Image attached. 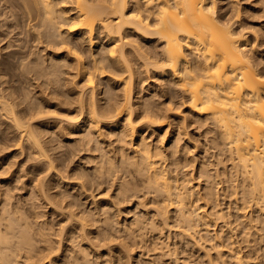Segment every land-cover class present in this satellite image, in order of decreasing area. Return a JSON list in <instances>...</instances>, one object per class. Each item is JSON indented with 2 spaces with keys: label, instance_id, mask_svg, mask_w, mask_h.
<instances>
[{
  "label": "bare ground",
  "instance_id": "6f19581e",
  "mask_svg": "<svg viewBox=\"0 0 264 264\" xmlns=\"http://www.w3.org/2000/svg\"><path fill=\"white\" fill-rule=\"evenodd\" d=\"M239 1L222 13L217 0H0V17L11 18L14 30L32 24L33 42L51 52L42 61L41 54L17 59L18 76L34 80L42 96L26 88L20 95L1 79L7 122L0 149L26 142L36 164L46 160L51 170L58 159L49 153L52 135L71 137L68 144L85 152L88 165L72 171L77 192H51L60 178L53 185L40 166L30 171V193L49 206V217L0 191V264H18V257L31 264H133L136 251L152 252L151 264H172L177 246L168 232L162 236L168 226L197 253L196 264H264V0L243 8ZM84 45L96 49L86 54ZM154 76L169 78L161 80L164 92L175 87L187 113L176 118V104L144 97L143 83ZM54 107L59 118L46 116ZM185 123L209 125L214 160L190 154ZM101 186L112 190L110 198L95 199ZM89 196L91 206H84ZM131 201L134 215L122 223L120 205Z\"/></svg>",
  "mask_w": 264,
  "mask_h": 264
},
{
  "label": "rangeland",
  "instance_id": "374dc122",
  "mask_svg": "<svg viewBox=\"0 0 264 264\" xmlns=\"http://www.w3.org/2000/svg\"><path fill=\"white\" fill-rule=\"evenodd\" d=\"M235 1V2H234ZM236 1L237 0H217V6H218V8H217V10L218 11H220V12H222V13H224V12H226L227 10H230L231 8H232V6L233 7H236ZM221 2V3H220ZM231 2H233V3H231ZM240 2V5L242 6L241 8H243L244 6H245V4H248V2H249V0H240L239 1ZM235 3V4H234ZM242 3V4H241ZM68 3H66V4H63V6H65V7H68L69 6V4H70V6H72V4L71 3H69L68 5H67ZM220 4V5H219ZM229 4V5H228ZM231 4V5H230ZM1 5V4H0ZM240 5H239V7H240ZM221 7V9H220V7ZM4 10V6H1V8H0V11L2 12ZM225 10V11H224ZM232 10V9H231ZM231 10H230V12L229 13H231ZM235 14V10H233L232 11V14ZM244 13H242V12H240V15H239V19L240 20H246L245 18H244V15H243ZM2 18L3 17H0V41L2 42H0V48H2V49H0V68H2V69H0V70H3L4 72H3V74L5 73V76H3V77H1L0 78V80L1 79H3L4 81H5V79H8L10 82H7V83H9L10 85H13V83H15L12 87H15L16 88V90H17V92L20 94V95H23L25 92H29L28 94L29 95H34V93H35V95L33 96V97H36V96H42L43 94L41 93V91H39V90H41L40 89V87H38L37 88V86L36 85H32L31 84V81H32V83L34 84L35 83V81L34 80H28V78L27 77H25L24 75H20V76H18L19 75V73H20V71H17L19 68H17V64L19 63H17V61L19 60V58H20V56H21V54H24V56H26L27 54L29 55V56H31V57H29V58H34V57H37L38 59H39V57H41V61H42V59L44 60V59H46V57H48V56H46L47 54H49V53H51V52H49L50 50H43V46H42V44H37V43H35V42H33V38L31 39V30H29L28 31V28L32 25H30L29 26V24H28V26H25L27 23L26 22H24V25H23V28L22 29H24L23 30V33L21 34V31H22V29H20V30H18V29H15L14 30V28H12V27H10V25H9V23H10V20L9 19H11V18H9V19H4L3 18V20H2ZM7 20H9V21H7ZM5 22H7V23H5ZM30 23H32V22H30ZM8 24V25H7ZM8 27H10V28H8ZM25 27H26V29H27V32L28 33H30V36H29V34H26V33H24V31L26 30L25 29ZM28 27V28H27ZM14 30V31H13ZM20 31V32H19ZM248 31V30H247ZM249 33V36L250 37H252V33H254V32H252L251 33V30L250 31H248ZM252 34V35H251ZM255 34V33H254ZM25 35V36H24ZM27 37L28 36V38H24V37ZM5 39H4V38ZM13 37V38H12ZM22 37V38H21ZM7 39H9V40H7ZM26 40L27 39V46L25 47V49H23V48H21V46H19V45H21L22 44V40ZM18 41V42H17ZM21 41V42H20ZM11 43L12 45L10 46V47H4V46H6L8 43ZM17 43V44H16ZM156 44H159V42H155ZM35 44H36V48H34L35 47ZM150 44H153L152 42H150ZM3 45V46H2ZM13 46V47H12ZM4 47V48H3ZM19 47V48H18ZM31 47V48H30ZM41 49V50H43V51H40L39 52V50ZM90 49H96V45L95 46H93V47H91V48H87V46L86 45H84V50H85V53L86 54H88L89 53V51H90ZM259 49V48H258ZM262 49H264V46H261L260 47V49L259 50H262ZM25 50V51H24ZM27 50V51H26ZM48 51V52H47ZM31 52V53H30ZM33 52V53H32ZM9 53V54H8ZM36 53V54H35ZM44 53V54H43ZM47 53V54H46ZM256 53V52H255ZM40 56H39V55ZM257 54V55H256ZM255 54V56H258V54H260L259 52L258 53H256ZM27 55V56H28ZM34 55V56H33ZM19 56V57H18ZM39 56V57H38ZM262 56H264V51H262ZM15 59V60H14ZM18 59V60H17ZM13 63V64H12ZM16 64V65H15ZM150 73V72H149ZM13 75V76H12ZM150 75H152V73H150L149 74V76ZM15 76V77H14ZM23 76H24V78H23ZM153 76V75H152ZM11 77V78H10ZM16 78L17 77V79H13L12 80V78ZM19 77V78H18ZM26 78V79H25ZM153 78V79H152ZM149 77L144 83H143V86H145V88H144V90L142 91V93H143V95H144V97H146V98H148L149 100H150V98H151V101H153L154 103H156V104H158V102H159V104L161 103V104H163V105H165L164 103H167L168 102V104H166V105H168V106H170V107H174L175 106V104L177 105V106H175L174 108L175 109H172V112L176 115V118L178 117L179 118V115H180V117H181V115H183V114H185V113H187L189 110V108H188V105H187V103H186V99L184 98V97H182L181 96V94L179 95V93H177L176 91H175V87L174 88H172V91H170V92H164V86L163 85H165L164 83V81H161L162 79H169V78H160V77H158V76H154V77ZM158 78V79H157ZM160 79V80H159ZM7 80V81H8ZM13 82H12V81ZM27 80V81H26ZM157 80V81H156ZM25 81V82H24ZM103 81H105V79L103 80ZM152 81V82H151ZM173 81V80H172ZM17 82V83H16ZM160 82H162V83H160ZM164 82V83H163ZM2 83V80L0 81V89L2 88V87H4L5 86V84H1ZM12 83V84H11ZM29 83V84H28ZM36 84V83H35ZM146 84V85H145ZM153 84V85H152ZM158 84V86H156ZM1 85H3V86H1ZM150 85V86H149ZM159 85H162V86H159ZM21 86V87H20ZM156 88L155 90H156V93L154 94V87ZM34 87V88H33ZM150 87V88H149ZM163 87V88H162ZM27 90H26V89ZM23 89V90H22ZM24 89H25V92H24ZM19 90V91H18ZM33 90V91H32ZM163 90V91H162ZM21 91V92H20ZM23 91V92H22ZM152 91H153V93H152ZM157 91H159V93L157 92ZM41 94H40V93ZM32 93V94H31ZM38 93V94H37ZM161 93H163V94H161ZM153 96V97H151V96ZM158 95V96H157ZM50 97V96H49ZM150 97V98H149ZM174 97V98H173ZM177 97V98H176ZM182 97V98H181ZM171 98H173V99H171ZM158 100V101H157ZM183 101H185V102H183ZM183 102V103H182ZM171 103V104H170ZM182 105H180V104ZM180 105V106H179ZM54 108H56V110L53 112V111H50V112H53V113H50L49 112V114H47L46 116H48L49 118H59V116H61L62 115V112H60L61 111V109L58 107H54ZM49 109H52L53 110V106H51ZM58 109H60V111H57ZM174 110V111H173ZM175 111H177V112H175ZM59 112H60V114L61 115H58L57 117H55V115H56V113H58L59 114ZM179 112H181V113H179ZM1 115V114H0ZM50 115V116H49ZM174 115V116H175ZM52 116V117H51ZM2 118V119H1ZM5 117H3L2 115L0 116V123H1V126H0V130L3 128V127H5L6 128V122H7V119H4ZM172 118H173V116H172ZM6 121V122H5ZM2 122H3V126H2ZM189 124V123H188ZM187 123H185V129H187L185 132V136H183V138L185 139H183L184 140V142H186L187 144H188V146H190V149H192L190 152H192V153H190L192 156L193 155H198V153H199V156L201 157H203L204 158V160H206L207 162L211 159H215V158H213V157H215L214 156V152H215V150H214V148L212 147V143H209L208 141H209V139H210V134L208 133H206V131H207V129H208V127H209V125L208 124H202V125H200L199 126V124H197V123H194V124H190V125H188ZM188 126V127H187ZM187 127V128H186ZM205 131V132H204ZM215 132V131H214ZM189 133V134H188ZM186 134H188L187 136H186ZM205 134V135H204ZM212 134V133H211ZM11 133L9 134V135H7V137H11ZM190 135V136H189ZM54 137V138H53ZM59 137H56V136H54V135H52V143L51 144H53L54 145V150H52L51 149V151H49V153H51V156H53V157H57L58 159H56V161H54V166L56 167V169H55V167H51V170L50 169H46V167H47V165L45 164L46 162V160L44 161V160H41L42 162H39V164H36L37 162H36V160L34 159L33 160V156L31 157V155H34V154H32V153H34V151L32 150V149H30L29 148V146H28V144L26 143V142H23V145L22 146H15L13 143V141H11V142H8V143H6V144H9V145H4V146H8V147H6V148H3V150L2 149H0V168L2 169H0L1 171H0V191L2 190H8V192H10V194H11V196H12V201H17V200H19V203H21V205H22V207H24V208H26V209H29V208H31L30 210L31 211H41L40 213H42L43 214V212H44V214H46V216L45 217H49V213H50V209H49V206H47V205H45L44 203V205L42 204V201H38V198H37V196H36V194H31L30 193V190H31V188H32V186L34 185V181H30L31 180V178H32V176H31V174H30V171L31 170H33V169H35V168H37V167H39L40 166V168H42V170H44V172L43 173H41L42 175H46L45 176V178H47V180L49 179V180H51L50 182V184H58L57 183V180H58V178H60V184H58V185H60V186H58V185H56V186H54L53 187V189H51V192H54V191H57V190H61V191H63L64 189L65 190H69L70 192H75L76 190H77V185L75 186L74 184H75V182H77V180H75L74 179V174H73V172H74V168L75 167H79V165H83V166H85V167H88V165H86L85 164V158H83L84 157V154H85V152L84 151H78V152H80V153H78V152H76L77 150H76V147H75V149H74V151L72 150L73 148H74V145H69L68 143H72V138L71 137H67V138H65V139H63V138H59ZM188 138H190V139H188ZM194 138V139H193ZM205 138V139H204ZM54 139V140H53ZM203 139V140H202ZM64 140V141H63ZM70 141V142H69ZM199 141V142H198ZM57 142V143H56ZM63 142V143H62ZM183 142V141H182ZM196 142V143H195ZM62 144V145H60V144ZM168 143H170L169 142V140L167 139L166 141H164V143L163 144H165V145H168ZM200 143V144H199ZM27 144V145H26ZM196 144V145H195ZM209 144H211V147H210V145ZM199 145V146H198ZM198 148H197V147ZM62 147V148H61ZM65 147H67L66 149H65ZM69 147V148H68ZM207 147V148H206ZM19 148H21V149H19ZM57 148V149H56ZM70 149H71V151H70ZM205 149H207V150H205ZM210 149H211V151H210ZM22 150V151H21ZM28 150H29V152H28ZM63 150V151H62ZM69 150V151H68ZM33 151V152H32ZM62 153H61V152ZM203 151V152H202ZM204 151H207V154H206V152H204ZM213 151V152H212ZM24 152V153H23ZM32 152V153H31ZM60 154H59V153ZM68 152L70 153V154H68ZM211 152V153H210ZM31 153V154H30ZM66 153H67V155H66ZM72 153V154H71ZM74 153H78V154H75V157H74ZM195 153V154H194ZM56 154V155H55ZM212 156H211V155ZM30 155V156H29ZM77 155V156H76ZM190 155V156H191ZM204 155H205V157H204ZM59 156V157H58ZM74 157V159H72L73 157ZM183 155H179V159L180 160H182L184 157H182ZM191 156V157H192ZM211 156V157H210ZM29 157V158H28ZM34 157H36V156H34ZM70 157V158H69ZM72 157V158H71ZM27 159H30V160H27ZM43 159V158H42ZM65 159H66V161H65ZM71 159V160H70ZM208 159V160H207ZM60 160V161H59ZM63 160V161H62ZM81 160V161H80ZM11 161V162H10ZM22 161V162H21ZM27 161V162H26ZM183 161H185V158L182 160V161H180L181 163H185V162H183ZM44 162V163H43ZM62 162V163H61ZM197 162L198 161H196V162H194V165H190V166H188V167H186V170H191V169H193V168H195V167H197ZM225 162V161H224ZM24 165H23V164ZM68 163H70V164H68ZM14 164V165H13ZM44 164V165H43ZM225 164L226 165H229V163L227 164V162H225ZM13 165V166H12ZM22 165V166H21ZM32 165V166H31ZM45 165H46V167H45ZM59 165V166H58ZM5 166V167H4ZM9 166H10V168H9ZM12 166V167H11ZM18 166V167H17ZM64 166V167H63ZM68 166V167H67ZM59 167V168H58ZM193 167V168H192ZM20 168H22V169H20ZM28 168H29V170H28ZM32 168V169H31ZM58 168V169H57ZM5 169V170H4ZM9 169V170H8ZM27 169V170H26ZM46 169V170H45ZM54 169V170H53ZM67 169V170H66ZM8 170V171H7ZM22 170V171H21ZM56 170H58V172L56 171ZM63 170V171H62ZM73 171V172H72ZM6 172V173H5ZM46 172V173H45ZM56 172H57V174H56ZM13 173V174H12ZM48 173V174H47ZM60 173V174H59ZM63 173V174H62ZM19 174V175H18ZM28 174V175H27ZM15 175V177L18 175L19 176V180L17 179V180H15V177L13 178L12 176H14ZM25 177H24V176ZM63 175V176H62ZM23 176V177H22ZM62 176V177H61ZM72 176V177H71ZM10 177H12L11 179H10ZM65 177H66V179H65ZM22 178V179H21ZM62 178V179H61ZM74 179V180H73ZM21 180V181H20ZM55 180V181H54ZM73 180V181H72ZM33 182V183H32ZM9 184V185H8ZM68 184V185H67ZM15 185V186H14ZM24 185V186H23ZM26 185V186H25ZM32 185V186H31ZM72 185H74V187L72 186ZM6 186V187H5ZM6 189H5V188ZM17 187V188H16ZM74 188V189H73ZM12 189V191H13V193H12V191H10ZM63 189V190H62ZM59 190V191H60ZM105 191H107V189H104V186H101L99 189H96V190H94L93 191V193L92 194H94L96 197H95V199H102V198H110V196H112V190L111 191H109V192H105ZM29 192V193H28ZM77 192V191H76ZM104 192V193H103ZM100 193L102 194L101 196H99L100 195ZM30 194V195H29ZM106 194H108L107 196H106ZM31 195H33V196H35V197H33V196H31ZM104 195V196H103ZM110 195V196H109ZM22 197V198H21ZM16 198V199H15ZM29 198V199H28ZM31 198V199H30ZM34 198V199H33ZM26 200V201H25ZM84 200V201H83ZM86 200V201H85ZM82 201L84 202V206H88V207H90L91 205V203H90V201H91V197L89 196V197H87L86 199L84 198V199H82ZM134 201V200H133ZM27 202V203H26ZM35 203H36V205H35ZM130 203V204H129ZM129 203H127V204H123V205H120V207H122V211L119 213V220L123 223V221L125 220V219H129L132 215H134V211H132L133 209L132 208H134V206L132 207V204H133V202L131 201V202H129ZM129 204V205H128ZM31 205V206H30ZM32 205H33V208H32ZM35 206V207H34ZM41 206V207H40ZM37 207V208H36ZM125 207H126V210H124L125 209ZM36 208V209H35ZM43 208V209H42ZM131 208V209H130ZM34 209V210H33ZM129 210H131V212H129L128 213V211ZM48 212V213H47ZM126 212V213H125ZM125 213V214H124ZM127 214V215H126ZM43 217V216H42ZM42 217H40L41 219H42ZM45 217H43V219L45 218ZM39 218V219H40ZM132 218V217H131ZM40 219V220H41ZM58 219L59 218H55V219H53L52 221L55 223L54 224V226L55 227H57L58 225L56 224V222H58ZM169 227V226H168ZM168 227H166V228H164V230H163V233L164 234H162V236L163 237H166V235H167V232H168V235H169V238H168V242L169 243H171L172 242V244H175V247H176V249H175V253L173 254L172 253V257L170 256V259H171V262H172V264H185L186 263V261H183V260H187V261H190V262H192L191 264H196V261L198 260V259H196V254H194L193 253V251H190V247L188 246V244L186 245V243H184L185 241L184 240H181L177 235H176V232L174 231V229L173 228H168ZM169 229V230H168ZM172 232V233H171ZM174 236V237H173ZM167 239V238H166ZM165 239V240H166ZM179 240V241H178ZM170 246H172V245H170ZM186 246V247H185ZM261 246V248L262 249H260V253H264V251H262V250H264V245H260ZM188 247V248H187ZM184 249V250H183ZM190 251V252H189ZM183 252V253H182ZM148 253V254H147ZM145 255L143 254V256H140L139 255V252L138 251H136L134 254H135V257H136V262L134 263L133 262V264H151L149 261V256L151 255H153V254H151L152 252H147ZM150 254V255H149ZM173 255H174V258H173ZM186 255V256H185ZM140 256V257H139ZM19 258V257H18ZM18 258H17V261L16 262H18V264H24L25 262H27V264H31V262H29V261H26L25 259H23V258H21V259H19L18 260ZM137 258H138V261H137ZM177 258V260L175 261L174 259H176ZM182 258V259H181ZM141 259V260H140ZM182 261V263H181V261ZM193 261H192V260ZM24 261V263H23V261ZM149 260V261H148ZM172 260H174V261H172ZM194 260H196V261H194ZM147 261V262H146ZM138 262V263H137ZM26 264V263H25ZM41 264H43V263H41ZM157 264V263H156Z\"/></svg>",
  "mask_w": 264,
  "mask_h": 264
}]
</instances>
